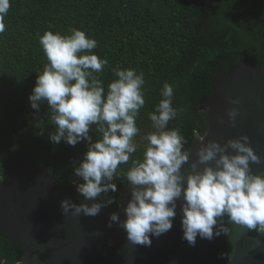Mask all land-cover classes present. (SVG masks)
<instances>
[{"label":"trees","instance_id":"obj_1","mask_svg":"<svg viewBox=\"0 0 264 264\" xmlns=\"http://www.w3.org/2000/svg\"><path fill=\"white\" fill-rule=\"evenodd\" d=\"M0 33V180L13 177L16 163L45 167L61 181L56 190L68 191L77 182L75 167L89 144L100 138L97 125L89 128L92 140L75 146L51 142L55 131L51 111L43 103L31 107L30 94L38 73L48 63L39 43L46 31L69 34L82 30L97 41L92 50L108 65L96 74L105 86L117 79L114 70L143 73L145 105L136 119L140 147L127 164L118 167L117 190L101 193L107 216L119 213L132 161L142 159L145 135L155 131L148 113L162 99L164 83L174 86L172 105L183 109L168 123L178 129L190 148L208 128L200 102L210 99L216 81L238 61L264 66V0H10ZM196 130L198 135H194ZM23 253L0 236V261L21 264Z\"/></svg>","mask_w":264,"mask_h":264},{"label":"clouds","instance_id":"obj_2","mask_svg":"<svg viewBox=\"0 0 264 264\" xmlns=\"http://www.w3.org/2000/svg\"><path fill=\"white\" fill-rule=\"evenodd\" d=\"M9 8L10 0H0V33L5 31L4 17ZM39 43L48 63L38 73L29 96L31 107L38 111L45 102L49 106L51 124L55 126L50 140L55 144L64 141L75 146L84 139L91 141L90 125H97L100 138L89 144L83 161L75 167V175L84 181L77 191L86 199L100 197L109 190L115 192L117 185L109 182L140 147L134 137L140 132L136 119L146 102L143 73L117 68V79L107 85L105 92L96 74L102 72L108 60L92 52L97 47L94 38L76 28L67 35L49 30L40 36ZM173 95L174 86L164 83L162 99L155 111L148 113L155 131L143 137L148 143L142 159L133 160L124 176L134 186L132 199L124 209L127 219L120 222L119 214L112 213L110 221L119 222L128 241L151 246V236L159 237L172 228L176 200L183 193L182 239L190 246H195L198 235L208 240L214 235H227L230 229L217 219L225 215L240 229L264 234V174L250 171V162L259 164L261 157L250 146L249 137L243 135L223 145L217 141L204 144L200 138L198 159L192 163L193 171L185 182L181 168L189 160V152L182 151L186 141L178 129H168L169 121L183 111L173 107ZM231 102L239 104L240 100ZM238 114L237 108L229 110L233 124ZM193 134L198 135L196 130ZM229 148L234 155L228 153ZM200 165H205L202 171ZM114 202L110 198L89 207L65 199L61 210L64 215L74 210L77 215L96 216L105 204Z\"/></svg>","mask_w":264,"mask_h":264},{"label":"water","instance_id":"obj_3","mask_svg":"<svg viewBox=\"0 0 264 264\" xmlns=\"http://www.w3.org/2000/svg\"><path fill=\"white\" fill-rule=\"evenodd\" d=\"M235 98L239 104L231 102ZM233 108L239 110L235 124L228 116ZM200 110L208 116V128L190 148L183 145L182 151L189 152V160L181 168L185 182L198 159L200 138L204 144L217 141L223 145L247 135L261 157L259 164L250 162V171L264 174V66L238 61L218 78L211 98L200 102ZM228 153L235 154L231 148ZM204 167L200 165L199 170ZM15 168L13 177L0 180V236L21 249V264H264V234L240 229L227 215L217 218L230 229L227 235H214L211 240L198 235L194 247L182 239L183 193L176 200L172 228L159 237L149 234L151 246L136 245L128 241L119 222L110 221L105 207L96 216L77 215L74 210L62 213L65 199L89 207L99 203L77 191L81 182L68 191L56 190L61 178L47 168L21 163ZM133 187L128 181L118 213L120 222L127 219L124 209L132 199Z\"/></svg>","mask_w":264,"mask_h":264}]
</instances>
